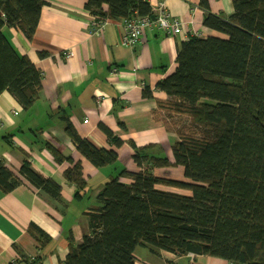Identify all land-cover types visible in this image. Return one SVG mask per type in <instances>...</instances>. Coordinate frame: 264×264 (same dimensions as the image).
I'll use <instances>...</instances> for the list:
<instances>
[{"label": "trees", "instance_id": "1", "mask_svg": "<svg viewBox=\"0 0 264 264\" xmlns=\"http://www.w3.org/2000/svg\"><path fill=\"white\" fill-rule=\"evenodd\" d=\"M45 3L0 0V95L9 91L26 110L38 99L42 71L15 50L3 28L18 27L32 39ZM199 5L206 12L204 25L227 37L193 36L185 41L175 70L157 84L169 97L158 101L166 117L190 119L189 130L173 128L179 136L174 161L148 153L151 146L132 143L140 170L123 168L104 184L97 195L99 207L85 212L91 232L81 242L69 234V251L61 264H137L139 246L153 253L165 250L205 254L232 264H264V0H234L228 17L211 12L209 0H199ZM85 6L93 15L112 20L153 14L148 0H87ZM144 94L152 95L147 88ZM102 127L111 143L122 145L111 129ZM66 131L96 167L117 161L115 149L81 137L71 123ZM42 143L58 163H73L64 175L76 186L75 198H83L87 182L81 161L62 155L49 141ZM178 165L187 180L154 174L156 167ZM20 173L42 192L61 196V185L36 171L28 160ZM21 183L0 161V190L11 192ZM28 229L40 248L51 241L35 223ZM45 257L42 252L10 264H44Z\"/></svg>", "mask_w": 264, "mask_h": 264}, {"label": "crops", "instance_id": "2", "mask_svg": "<svg viewBox=\"0 0 264 264\" xmlns=\"http://www.w3.org/2000/svg\"><path fill=\"white\" fill-rule=\"evenodd\" d=\"M45 1L32 39L18 27L3 28L15 50L27 55L43 78L38 99L28 110L9 91L0 95V161L22 180L11 192L0 190V264L23 261L42 252L46 253L44 264H61L69 251V234L81 242L83 235L91 232L85 212L99 207L97 195L114 172L123 166L140 170L132 143L151 146L148 153L174 161L173 146L179 136L158 106V101L169 97L157 84L175 70L185 41L193 36L227 37L204 25L206 12L199 0H148L153 9L163 3L184 25L174 34L153 24L135 46L123 42L122 19H109L102 33L93 31L95 15L86 8L87 0ZM233 1L209 0L210 11L228 17L234 11ZM104 8L107 10L108 5ZM146 88L150 97L144 94ZM67 123L97 146L115 149L117 161L101 168L93 165L67 133ZM102 126L111 129L122 145L111 143ZM43 141L52 143L74 162L81 161L87 182L83 198H75L76 186L64 175L73 163H58ZM24 160L61 185L59 198L42 192L21 175ZM167 169L174 172L163 177L187 180L181 165L156 167L154 174L162 177ZM32 223L50 235L46 246L40 248L29 232ZM135 255L137 264H232L205 254L153 253L145 246L137 247Z\"/></svg>", "mask_w": 264, "mask_h": 264}, {"label": "built area", "instance_id": "3", "mask_svg": "<svg viewBox=\"0 0 264 264\" xmlns=\"http://www.w3.org/2000/svg\"><path fill=\"white\" fill-rule=\"evenodd\" d=\"M152 15L133 14L130 17L122 19L123 42L129 46H135L141 39L145 30L153 24L161 27L167 33H179L184 25V21L174 16L166 6L161 3L156 8H152ZM107 18L95 16L92 28L96 33H102L108 23Z\"/></svg>", "mask_w": 264, "mask_h": 264}, {"label": "rangeland", "instance_id": "4", "mask_svg": "<svg viewBox=\"0 0 264 264\" xmlns=\"http://www.w3.org/2000/svg\"><path fill=\"white\" fill-rule=\"evenodd\" d=\"M165 113V112H164ZM166 122L170 125L171 129H180V128H184L185 131L189 130L190 128V119L186 116H177V117H172V118H166ZM176 132V131H175ZM125 159V158H123ZM125 168V166H123ZM122 169V168H121ZM173 169H167L162 171V177H170L171 173H173ZM114 175H116V171L114 172ZM162 188H165L166 190H173V191H178L182 194L188 193V195H191L192 192L189 190H185V189H179V188H175V187H170V186H165L162 185ZM189 191V192H188ZM187 195V194H186Z\"/></svg>", "mask_w": 264, "mask_h": 264}]
</instances>
